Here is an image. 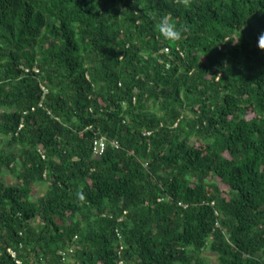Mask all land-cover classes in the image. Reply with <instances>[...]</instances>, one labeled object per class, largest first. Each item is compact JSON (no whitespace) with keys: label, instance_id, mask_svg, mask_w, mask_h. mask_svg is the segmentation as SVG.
<instances>
[{"label":"trees","instance_id":"obj_1","mask_svg":"<svg viewBox=\"0 0 264 264\" xmlns=\"http://www.w3.org/2000/svg\"><path fill=\"white\" fill-rule=\"evenodd\" d=\"M261 32L264 0H0V264H264Z\"/></svg>","mask_w":264,"mask_h":264},{"label":"clouds","instance_id":"obj_2","mask_svg":"<svg viewBox=\"0 0 264 264\" xmlns=\"http://www.w3.org/2000/svg\"><path fill=\"white\" fill-rule=\"evenodd\" d=\"M170 17H171V13L164 15L157 23L156 28L159 36L163 37L165 41H170L175 43L183 38V32L185 31V29L177 26L175 20ZM239 37L236 42H238ZM257 47L259 50L264 51V32H261L260 35L258 36ZM164 51H167V49H164ZM77 195L79 199L81 200L84 199L82 193H78Z\"/></svg>","mask_w":264,"mask_h":264},{"label":"built area","instance_id":"obj_3","mask_svg":"<svg viewBox=\"0 0 264 264\" xmlns=\"http://www.w3.org/2000/svg\"><path fill=\"white\" fill-rule=\"evenodd\" d=\"M110 145L113 149H116L118 147L116 142H111ZM105 148H106V140L102 137L94 139L91 143V152L93 155H101L104 152ZM7 253L12 258H15V254L11 250L8 249Z\"/></svg>","mask_w":264,"mask_h":264},{"label":"rangeland","instance_id":"obj_4","mask_svg":"<svg viewBox=\"0 0 264 264\" xmlns=\"http://www.w3.org/2000/svg\"><path fill=\"white\" fill-rule=\"evenodd\" d=\"M45 189H46V186H44L43 184H41V185L40 184H37L33 188V192L31 194V198L35 199L39 195H42V193H44ZM221 189H224V191L226 192V188L224 186H221ZM203 256L206 258V261H207L208 264H217L216 258L214 256L209 255V254H205Z\"/></svg>","mask_w":264,"mask_h":264}]
</instances>
